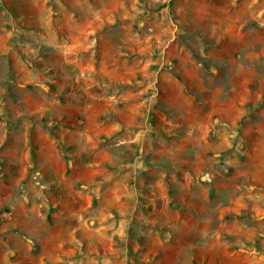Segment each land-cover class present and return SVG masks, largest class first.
<instances>
[{
    "label": "rangeland",
    "instance_id": "1",
    "mask_svg": "<svg viewBox=\"0 0 264 264\" xmlns=\"http://www.w3.org/2000/svg\"><path fill=\"white\" fill-rule=\"evenodd\" d=\"M0 264H264V0H0Z\"/></svg>",
    "mask_w": 264,
    "mask_h": 264
},
{
    "label": "crops",
    "instance_id": "2",
    "mask_svg": "<svg viewBox=\"0 0 264 264\" xmlns=\"http://www.w3.org/2000/svg\"><path fill=\"white\" fill-rule=\"evenodd\" d=\"M25 172H26V169H25ZM62 177L63 175H59L57 178L58 180H60ZM65 188L66 187L59 186V188L56 189L57 193H59V195L56 198V202H57L56 204L59 205L58 207H56V209H58V213L56 215H57V220L59 221L60 227H58V229H59V232H61V235H54L53 233H50V235L46 239L49 242L51 241H54L55 243L58 242L59 249L64 247L63 245L64 243H61V239H63L64 237L63 234L64 235L68 234L73 230L72 228H73L75 219H74V216H72V214H74L75 212L71 210V208L73 207L74 202H79L77 193L75 191L70 192L67 188L65 190ZM63 192L65 193V195H63ZM62 252L63 251H57L55 253H51V256L53 254V256L56 255V257L60 259V257L64 255L62 254Z\"/></svg>",
    "mask_w": 264,
    "mask_h": 264
}]
</instances>
